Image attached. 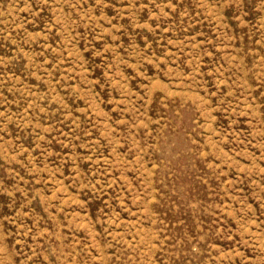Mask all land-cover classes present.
Instances as JSON below:
<instances>
[{
  "label": "rangeland",
  "instance_id": "obj_1",
  "mask_svg": "<svg viewBox=\"0 0 264 264\" xmlns=\"http://www.w3.org/2000/svg\"><path fill=\"white\" fill-rule=\"evenodd\" d=\"M0 264H264V0H0Z\"/></svg>",
  "mask_w": 264,
  "mask_h": 264
}]
</instances>
